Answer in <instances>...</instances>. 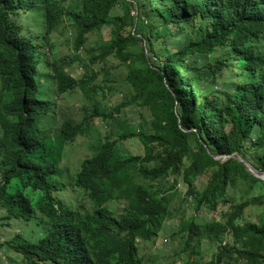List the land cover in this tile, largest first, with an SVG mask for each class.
Segmentation results:
<instances>
[{"label": "trees", "instance_id": "obj_1", "mask_svg": "<svg viewBox=\"0 0 264 264\" xmlns=\"http://www.w3.org/2000/svg\"><path fill=\"white\" fill-rule=\"evenodd\" d=\"M40 6L41 31L25 20ZM105 28L111 39L89 48ZM49 56L83 68L76 80L59 65L55 93L93 100L56 143L39 127ZM120 68L126 74L110 83ZM112 93L116 102L104 103ZM126 108L150 119L139 128ZM97 120L109 131L72 174L73 196L93 204L84 213L57 176ZM238 158L264 171V0H0V221L42 230L0 241L9 264H143L138 242L162 231L178 182L195 212L171 237L184 240L180 264H264V181ZM201 213L215 219L197 222ZM204 238L215 247L205 261Z\"/></svg>", "mask_w": 264, "mask_h": 264}, {"label": "rangeland", "instance_id": "obj_2", "mask_svg": "<svg viewBox=\"0 0 264 264\" xmlns=\"http://www.w3.org/2000/svg\"><path fill=\"white\" fill-rule=\"evenodd\" d=\"M61 5H66L67 3H70V0H59ZM122 13V10L118 8L116 10V13ZM32 15V16H31ZM26 17V21H32L35 30L41 31V24L43 23L44 18V9L40 6L37 7L35 10L32 11V14ZM111 30L109 28L103 29L100 33H95L89 36L88 41V47L94 48L97 46H100L102 43H106L111 39ZM67 33V30H66ZM68 37L70 38V32L67 33ZM35 37V36H34ZM65 38L60 37L59 35H56L55 41H57L61 47V52L63 54H68L69 49L67 45H63V40ZM72 64L68 63V69ZM48 69V66L44 63L43 69ZM83 68L81 65L76 64L74 66V70L72 71V75L79 79L83 77ZM126 74V71L124 68L117 69L115 71H112L108 74L107 79L110 83H115L116 81H119L122 77ZM105 80L106 76H100L99 81ZM113 93L108 96V98L104 101L106 104L115 103L116 100H112ZM43 95H39L40 98ZM50 97L52 99L54 98V95L51 94ZM91 96L89 94H86L83 92V90L79 91L77 93V97L73 103H70L69 105L65 106V109L62 108L60 105H58V114L59 117L56 116V112H53L50 114L49 117L44 118L42 122H40V127L43 130L49 131L50 129H54V122H55V116H56V123L61 122V116L63 115L64 110H66V115L75 123H78L82 120L83 114L82 111H86L91 103L93 102L92 99H90ZM123 113H127L128 119L131 120V123H136L137 126L140 128L142 125L143 120L148 121L150 119L149 112L146 109L141 110H134L130 108H126ZM134 125V124H131ZM123 128L127 129V126L122 125ZM108 127L106 128V125L101 121L97 120L93 126L90 128V130L84 135V138L80 139L79 141H76L75 144L72 146L71 153L73 154V158L70 161V167L73 168L75 171L79 166V159H83L87 157L89 154H92L93 146L97 143V140L99 139L100 134H105L108 132ZM90 145V150L88 148V145ZM74 150V153L73 151ZM57 180L64 184L66 186V190H64L63 194L65 195H71L72 201L76 202V197L73 196L72 192V183L73 182L70 178V176H58ZM198 184L200 188H203V184L200 180H198ZM176 194L174 195V198L172 200V203L168 206V214L166 218V222L164 223V228L161 232H159L158 236L155 237L150 242H144L139 241L138 242V249H139V255L143 259V264H171L172 260L175 263H179L177 253L180 251V248H183L184 240H172V235L174 233L180 235L183 234L181 229H178L179 225L182 223L183 220L189 219L192 216H194L195 212L193 208L187 206L188 204L184 202L185 196H186V186L182 182H178L176 186ZM10 192L13 193V190H10ZM62 194V193H61ZM81 201H78L80 203ZM77 203V204H78ZM182 204V208H179V205ZM87 206H89V203H86ZM121 202L116 201V203H113L110 207V210L114 213L120 211ZM181 209V210H180ZM183 212L185 215H183ZM5 215V211L0 206V217H3ZM197 222H207L215 219V214H206L201 213L195 215ZM249 220L257 221L256 215L253 213L250 214ZM15 221V220H14ZM2 222V223H1ZM30 223H33L31 221ZM8 224V225H7ZM37 228L34 224H26L23 221H0V241L4 242L5 240L11 239L15 233H22L26 237L29 235L40 236L42 233V230H35ZM34 230V232L32 231ZM33 241L36 240V238H32ZM208 240V239H202L201 245H200V252L201 256H198V259L205 261L208 259L214 252L215 247L214 245ZM194 245V243H193ZM176 251V252H175ZM11 258V254H7L5 251L1 250L0 247V264H9L8 261ZM201 257V258H200Z\"/></svg>", "mask_w": 264, "mask_h": 264}, {"label": "clouds", "instance_id": "obj_3", "mask_svg": "<svg viewBox=\"0 0 264 264\" xmlns=\"http://www.w3.org/2000/svg\"><path fill=\"white\" fill-rule=\"evenodd\" d=\"M46 64L48 66V69L44 68L43 69V64ZM42 64V67H41V70H42V79H41V89L39 90V93L37 94V97L38 99L40 100H46L50 103V106H49V110L45 113V116H43L40 121H39V127H40V122H42V120L44 118H47L50 116L51 113L53 112H56V116L59 117V114H58V105H60L62 108L65 109V106L69 105L70 103H73L75 101V99H72L71 101H68L66 100V96L67 95H60L58 96L55 92L57 90V87L56 85H54L53 83V79L52 77L54 78V74L56 71H58L59 69V65H60V68L61 70L64 69L65 72H68L71 74V76L76 79L73 75H72V71L73 70H68V67L66 64H61V63H58L56 62L53 58H51L50 56L48 57L47 60H44ZM52 76V77H51ZM82 78V77H81ZM79 78V79H81ZM79 79H76V80H79ZM74 91V90H73ZM72 91V92H73ZM43 95L42 97L43 98H40L39 95ZM53 94L54 95V98L55 99H52V97H50V95ZM63 94H66V93H63ZM77 96V95H76ZM65 105V106H64ZM56 116H55V126H54V129H50L49 131H46L47 133V136L50 138V142L51 143H56L62 136V127H63V124L67 121V120H71L67 115H66V110H64L63 112V115L61 116V122L60 123H56ZM72 121V120H71ZM79 123V122H78ZM41 128V127H40ZM42 129V128H41ZM69 156H73L72 153L69 154ZM73 158V157H72ZM71 158V159H72ZM71 159L67 160L68 163H66L65 161L60 164L59 166V174L58 176H70L71 180H72V174L74 173L73 172V168L70 167V161ZM57 176V177H58ZM59 185L61 186H65L64 184L58 182ZM72 183V182H71ZM78 201H81L80 203H78ZM89 203V206L86 205V203ZM77 203L76 204L78 206V210L84 212V213H87V212H90L93 208V204L92 202L89 200V199H84L82 197L78 198L77 200ZM111 208V207H110ZM117 213V212H116Z\"/></svg>", "mask_w": 264, "mask_h": 264}, {"label": "water", "instance_id": "obj_4", "mask_svg": "<svg viewBox=\"0 0 264 264\" xmlns=\"http://www.w3.org/2000/svg\"><path fill=\"white\" fill-rule=\"evenodd\" d=\"M229 157H233L228 156V155H216L214 156V159L216 160H220V161H225L227 158ZM248 169V171L256 178L264 181V171L258 170L256 169L254 166H252L249 162H247L246 160L242 159V158H238Z\"/></svg>", "mask_w": 264, "mask_h": 264}, {"label": "crops", "instance_id": "obj_5", "mask_svg": "<svg viewBox=\"0 0 264 264\" xmlns=\"http://www.w3.org/2000/svg\"><path fill=\"white\" fill-rule=\"evenodd\" d=\"M174 260V259H173ZM173 260H172V263L171 264H173L174 262H173ZM175 264H180V262L179 263H175Z\"/></svg>", "mask_w": 264, "mask_h": 264}, {"label": "built area", "instance_id": "obj_6", "mask_svg": "<svg viewBox=\"0 0 264 264\" xmlns=\"http://www.w3.org/2000/svg\"><path fill=\"white\" fill-rule=\"evenodd\" d=\"M133 14H135V13H133Z\"/></svg>", "mask_w": 264, "mask_h": 264}]
</instances>
